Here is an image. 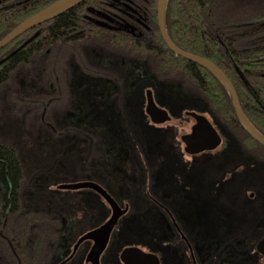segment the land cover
<instances>
[{
    "label": "trees",
    "instance_id": "1",
    "mask_svg": "<svg viewBox=\"0 0 264 264\" xmlns=\"http://www.w3.org/2000/svg\"><path fill=\"white\" fill-rule=\"evenodd\" d=\"M11 1L0 5V40L23 20L58 0ZM99 1L85 0L0 49V195L5 202L0 227L4 226L13 244V248L5 246L0 264H58L61 247L57 241L62 234H72L76 239L94 231L101 220L94 214L93 203L101 208L102 198L92 188H67L83 182L99 183L116 200L130 202L122 227L130 219L129 227L145 233L125 242L132 241L152 253L158 252L160 243L168 253L174 246L175 239L159 238L156 209L150 204V196H156L154 184L160 166L167 169L173 159L151 156L159 146L144 143L140 132L130 128L127 136L118 132L119 127L107 124L99 115L103 108H98L122 103L123 96L117 94L107 100L96 95L91 83L97 72L91 71L93 61H85L80 70L74 61L75 55L85 52L76 49L79 36L75 27L86 6ZM150 2L154 48L141 54L164 60L153 69H160L163 83L182 84L194 103L200 99L208 105L210 116L224 128L225 151L232 156V167L255 158L254 165H249L264 169V145L241 126L225 86L205 68L166 45L157 24L158 0ZM165 21L178 47L206 57L224 70L245 114L264 135V0H168ZM129 45L139 46L125 34L106 37L99 33L98 51L104 55H131ZM249 145H253L256 156L247 154L252 151ZM111 146H122L131 157L127 162L115 160L108 165L106 153ZM105 169L115 170L103 172ZM259 211L257 216L264 215V209ZM237 227L235 231L244 233L262 229V224L240 223ZM229 230L220 238L195 239L201 264L254 263L258 240L232 237ZM178 251L183 253L182 246ZM85 255L83 246L79 260L68 257L64 264H82ZM107 258L105 254L103 264ZM110 263L120 264L116 259Z\"/></svg>",
    "mask_w": 264,
    "mask_h": 264
},
{
    "label": "flooded vegetation",
    "instance_id": "2",
    "mask_svg": "<svg viewBox=\"0 0 264 264\" xmlns=\"http://www.w3.org/2000/svg\"><path fill=\"white\" fill-rule=\"evenodd\" d=\"M150 1L100 0L95 5L86 6V11L81 14L80 23L75 27V34L79 36L76 49L80 48L82 51L84 49L85 52H82L81 55H75L74 61L79 64L78 70L83 68L82 64L85 61H93L91 71L92 73H94L93 71L97 72L91 77V83L95 87L96 95L107 100L117 94L123 96V99L120 100L122 103H107L98 108L100 111L103 108L104 113L99 115L105 119L107 124L119 127L120 131H118L119 129L116 131L127 136L130 128H132L134 132H140L144 140L148 133L156 132L158 138H163L158 147L160 150L156 154V158L173 159L170 168L164 169L160 166L158 178H156L157 182L154 184L156 196H150V204H153L151 206L156 209L155 216L158 223L159 238L175 239L170 253L164 250L163 243L158 245V252L154 254L159 257L160 264H167V261H170V264H177L178 259L179 264H184V262L201 264L199 259L201 251L196 245V238L208 239L211 236L218 238L225 234L224 232L228 229H231L229 233L232 237L255 238L258 241L264 237V215L257 216L261 214L259 209H264V169L252 167L242 168L240 171V168L237 167H200L204 159L220 151L218 148L221 145L226 148L227 140L224 128L210 116L208 105L205 102L195 99L196 102L194 103L189 98L190 94L187 93V89L183 88L182 84L173 81L163 83L160 80V69L158 71L153 69H157L155 66L157 63L164 61L161 57L141 54L146 49L154 48ZM255 29L259 30L258 27ZM100 31L106 37L128 35L139 46L130 47L129 45L131 55H104L98 51ZM83 37L87 38L84 41L86 43H83ZM89 46L90 48H88ZM109 51L112 52L113 50ZM87 69L89 68L87 67ZM151 95L157 106L169 113L170 120L163 123H156L152 120L151 113L148 111V97ZM188 112L202 114L210 120L222 137V143L218 148L198 154H188L185 151L186 145L182 141V136L190 133L196 123L194 117ZM85 119H87L86 115ZM179 128H182L183 132L181 130L180 133ZM114 137L123 136L114 135ZM235 141L240 142L236 137ZM225 148L216 155L228 154V160L232 159V156L225 152ZM106 155L108 165L112 163L110 161L114 162L115 160L127 162L131 157V154L125 152L122 146L109 147ZM185 156L188 159L184 163L183 158ZM112 170L115 169H105L103 172H111ZM133 179L136 180V177ZM96 184L112 196L105 186ZM76 190L80 191L81 188H76ZM97 194L110 208V214L106 216L109 219L112 208L98 191ZM112 198L114 197L112 196ZM114 200L122 210L126 208L127 210L120 216L117 225L111 232L107 247L101 254L100 264H103L105 254H108V262L116 259L113 253H108L115 237L121 239L123 243V248L118 256L120 264H123L121 254L125 248L138 247L144 250L132 241L125 242V239L132 240L144 236L145 233V231L129 227L127 223L130 219L122 227L130 208V202L127 200L118 201L115 198ZM3 206H5V202L0 195V210ZM243 206L248 211L242 209ZM3 212H6V208ZM106 217L104 220L107 219ZM236 223H261L263 228L240 233L235 231L238 228L234 227ZM3 228L4 226L0 227L1 255L6 248L5 246L10 245L13 248L12 240L8 237V233H4ZM71 236L62 234L57 241L61 247L57 256V259H60L58 264H64L68 257L77 258L83 246L86 254L84 264H86L87 255L90 251L96 250L102 235H92L96 236V240L89 237L84 238L85 235H80L76 239ZM178 246H182L183 253H179ZM126 257L133 264H154L142 260L134 253H128ZM261 263H264V255L256 250V258L253 264ZM205 264L210 263L206 262Z\"/></svg>",
    "mask_w": 264,
    "mask_h": 264
},
{
    "label": "water",
    "instance_id": "3",
    "mask_svg": "<svg viewBox=\"0 0 264 264\" xmlns=\"http://www.w3.org/2000/svg\"><path fill=\"white\" fill-rule=\"evenodd\" d=\"M84 1L85 0H58L50 4L49 6L41 9L40 11L23 20L10 33H8L4 38H2L0 40V49L4 48L6 45L15 40L24 32L60 15L61 13L72 9L73 7L81 4ZM167 1L168 0H158L157 3L158 25L162 38L166 45L175 54L182 56L188 59L189 61L195 62L196 64L205 68L225 86L230 95L232 104L235 108L241 126L248 132L251 137H253L256 141L264 145V135L256 129V127L252 124V122L245 114L241 106L236 88L232 80L228 77L224 70L212 60L194 53L187 52L178 47L172 41L169 36L165 21ZM31 40L32 39H30L29 41ZM148 111L151 113L152 120L156 123H163L171 119V116L165 109L159 108L157 106L152 95L148 97ZM188 114L194 117L196 123L193 125L192 131L190 133L182 136V141L186 145L185 151L188 154H198L203 151L215 150L216 148H218L222 143V137L217 131V129L210 122V120L206 116L198 114L196 112H188ZM67 188H92L98 191L112 208V214L110 218L105 221L101 226L96 228L94 231L84 236V238L89 237L93 240H96V236L92 235H102V239L99 245L96 246V250L90 251V253L86 257V264H100L101 254L107 247L110 234L113 231L114 227L117 225L120 216L126 212L127 208L122 210L119 207L118 203L114 200V198H112V196H110L104 188H102L96 183L83 182L74 185H68ZM187 243L189 244L188 241ZM189 247L191 249L190 244ZM256 250L260 254L264 255V237L257 242ZM128 253H134L139 256L142 260L153 262L154 264H160L159 257L156 254L146 252L138 247H127L123 250L121 254L123 264H133V262H131L126 257Z\"/></svg>",
    "mask_w": 264,
    "mask_h": 264
},
{
    "label": "rangeland",
    "instance_id": "4",
    "mask_svg": "<svg viewBox=\"0 0 264 264\" xmlns=\"http://www.w3.org/2000/svg\"><path fill=\"white\" fill-rule=\"evenodd\" d=\"M8 0H0V5H4L5 4V2H7ZM24 1H26V0H14V1H11L10 3H18V4H20L21 2H24ZM249 32H252V30H250ZM253 33V32H252ZM251 33V34H252ZM180 129V133H181V130H182V128H179ZM182 132H183V130H182ZM160 135V134H159ZM145 140H146V144L147 143H150V144H153L154 143V145L156 144V147H158L159 145H160V142L163 140V138H158L157 137V133L156 132H154V131H151L150 133H148L147 134V136H146V138H145ZM145 140H143V142L145 143ZM225 141V140H224ZM239 143V142H238ZM245 144V143H244ZM241 146H243V144H242V142H241ZM245 146L247 147L248 145L247 144H245ZM154 147V146H153ZM245 147V148H246ZM225 148V146L223 147L222 145L218 148L220 151H223V149ZM250 149H252V151L250 152V151H247V154H250L251 155V157H254V156H256V153H255V151L253 150V145H249V150ZM159 150L160 149H157V151L156 152H151V156H153V157H157V153L159 152ZM220 151H218V152H220ZM218 152H216V153H213L209 158H206V159H204L203 161H202V163L200 164V167H209V168H215L214 166L215 165H220L221 164V166H219V167H224V168H233L232 167V165L231 164H229L230 163V161L228 160V154H223V155H221V154H218V155H216ZM226 152V151H225ZM153 154V155H152ZM184 160H183V162L185 163L186 161H187V159H188V157H184L183 158ZM255 159V158H254ZM254 159L253 160H250L249 162H250V164H252V165H254ZM170 160V159H169ZM171 161V160H170ZM180 162H182V160H179ZM207 161V164H205V162ZM209 161V162H208ZM238 162H240V161H238ZM249 162H246L245 164H243V165H240V166H238L237 164V168L239 169L240 168V171H241V169L243 168V169H248V168H252L250 165H249ZM204 163V164H203ZM171 164H172V161H171V163H170V165L168 164V168H170V166H171ZM196 165H197V163H196ZM225 165V166H224ZM198 166V165H197ZM263 168V167H262ZM100 202H102L101 204H103L102 205V207L100 208V207H97V205H95V203H93V205H94V208H95V210H94V214L98 217V219L99 220H101V223H102V221L105 219V217L107 216V215H109L110 214V208H109V206H107V204L103 201V200H101ZM96 206V207H95ZM244 208V210H246V211H248V209L246 208V207H242V209ZM251 208V207H250ZM251 214V213H250ZM107 218V217H106ZM108 219V218H107ZM107 219L106 220H104V222L105 221H107ZM103 222V223H104ZM129 222V221H128ZM240 222V221H239ZM102 223V224H103ZM239 225V223H236V224H234V227H237ZM263 228V227H262ZM218 238H220V237H218ZM123 248V243L121 242V239H118V237H115L114 239H113V242H112V245L110 246V249H109V253H113V255L116 257V262L117 261H119V253H120V251H121V249ZM81 254V253H80ZM78 258V257H77ZM80 258V257H79ZM79 258H78V260H79ZM85 259V258H84ZM76 262H77V259H76ZM111 262H113V261H111ZM110 262H106L105 261V263L104 264H109ZM120 263V262H119ZM75 264H78V262L77 263H75ZM82 264H84V263H82ZM238 264H240V263H238ZM241 264H243V263H241Z\"/></svg>",
    "mask_w": 264,
    "mask_h": 264
}]
</instances>
